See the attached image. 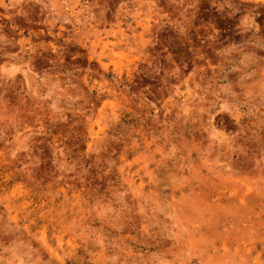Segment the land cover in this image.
Listing matches in <instances>:
<instances>
[{"label": "rangeland", "instance_id": "374dc122", "mask_svg": "<svg viewBox=\"0 0 264 264\" xmlns=\"http://www.w3.org/2000/svg\"><path fill=\"white\" fill-rule=\"evenodd\" d=\"M0 264H264V0H0Z\"/></svg>", "mask_w": 264, "mask_h": 264}]
</instances>
